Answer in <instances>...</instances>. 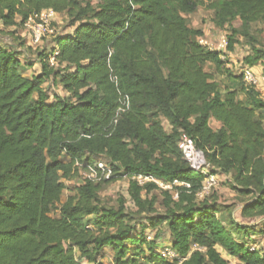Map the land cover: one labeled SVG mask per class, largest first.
Masks as SVG:
<instances>
[{
	"label": "trees",
	"instance_id": "trees-1",
	"mask_svg": "<svg viewBox=\"0 0 264 264\" xmlns=\"http://www.w3.org/2000/svg\"><path fill=\"white\" fill-rule=\"evenodd\" d=\"M201 5L206 2L0 0V32L49 10L55 20L65 13L73 27L38 50L31 75L22 51L0 44V264H106L108 250L112 264H229L226 255L239 264H264L254 240L264 229L238 221L233 207L207 195L206 177L191 169L178 145L184 134L191 136L211 173L231 177L243 198L242 219H264V98L231 72L227 52L199 42L204 31L184 15ZM207 6L219 29L239 19L233 33L250 41L252 25L264 22V0H210ZM248 61L264 62V51ZM208 63L246 99L228 86L222 94ZM48 82L66 94L51 98ZM97 158L108 161L112 177L85 179L61 203L65 180L82 176ZM123 176L131 180L138 216L156 212L142 192L160 185L134 177L177 189L175 199L162 190L174 209L149 218L153 227L167 224L172 241L165 246L176 258L134 234L135 213L103 203V186Z\"/></svg>",
	"mask_w": 264,
	"mask_h": 264
},
{
	"label": "rangeland",
	"instance_id": "rangeland-1",
	"mask_svg": "<svg viewBox=\"0 0 264 264\" xmlns=\"http://www.w3.org/2000/svg\"><path fill=\"white\" fill-rule=\"evenodd\" d=\"M94 4L98 0H91ZM206 2V5H201L198 10L193 15H188V23L192 28L195 29H202L205 33V37L208 38L210 41L215 43H219L216 48H221L222 51L227 52V59H229V63L231 64V72L235 74H240L242 69L245 68H254V72L257 71L259 76V84H253L255 89L259 92L261 98H264V62L260 61L255 65L249 63L248 59L256 52V50L264 51V22H257L252 25L251 33L254 40H248L246 37L242 36L241 34L233 33V28H239L241 21L239 19H235L227 24L224 28L219 29L214 21H213V10L210 9L207 4L210 0H203ZM52 28L55 30L56 35L66 32H72L73 27L68 24V19L64 14L59 15V17L52 22ZM16 33V32H15ZM30 30H27V35L21 36L19 33L17 34L18 42H21V39H24L25 43L28 42V39L32 41V37L30 35ZM55 35V36H56ZM54 36H50L47 33L43 34L42 41L39 44H35L34 46L30 47V51H28V55L25 51H22V59L26 61V64H36V61L33 62L35 56H37L38 50H42L45 47H52L54 45ZM51 38V39H50ZM17 41V40H16ZM13 43V41H12ZM23 44V43H22ZM229 44H231L233 51L228 49ZM222 45V46H221ZM18 48V45H16ZM37 67V66H36ZM230 67V66H229ZM205 69L214 74L215 79L217 82L220 83V91L224 94V90L226 86L231 88H237L239 91V97L242 99H246L245 92L241 90V87L236 85L235 83L228 80L225 76L216 73L215 67L211 64H206ZM47 91L52 98L53 94L64 95L66 94L63 91L61 86H51V82L47 83ZM261 88L263 90H261ZM163 123L166 129L169 131L170 126L163 118ZM213 127H217L216 123L212 122ZM101 162L100 158L93 159V162ZM109 165V164H108ZM215 180L212 182L206 183L205 193L207 195H215V197L220 201V203H224L225 205L231 206L234 209V216L240 222H245V219H242L240 216V210L243 206L242 199L240 198L239 194L236 190H233L231 187L230 180L222 178L218 174H213ZM81 182H85V176H78L68 180H65L66 190L61 198V203L64 202L68 196L72 195L75 192V186L80 184ZM130 185L131 180L126 177H119L114 182L105 184L103 186V190L101 191V199L104 204L108 206H113L115 208L124 207L125 210L131 214L137 211V207L130 195ZM162 190H171V194L173 195L174 199L177 197V189H172V187L160 185L159 189L153 190L151 193L147 194L146 191L142 192V196L144 198H149L154 200V208L156 209L155 213H143L142 215L138 216L136 213L134 217V225L138 229L134 230V234L140 236V238L144 240L146 237V242H152V245L160 251L165 245L171 244L172 239L168 233V226L167 224H163L159 227L151 226V222L149 218L151 216H162L169 212L172 208L174 209V205L168 199H165L166 195L162 193ZM60 204H57L56 207L52 211V215L54 217L58 216ZM254 222H257L261 229H264V219L259 218L256 219ZM144 235V236H143ZM255 242L257 243V247L264 251V234L256 235ZM151 245V246H152ZM149 246V245H147ZM162 247V248H161ZM137 250H133L132 254H136ZM113 252L108 250L104 262L106 264H112L113 261ZM141 258V256H140ZM226 258L229 261V264H239L238 260L235 258H229L226 255Z\"/></svg>",
	"mask_w": 264,
	"mask_h": 264
},
{
	"label": "built area",
	"instance_id": "built-area-1",
	"mask_svg": "<svg viewBox=\"0 0 264 264\" xmlns=\"http://www.w3.org/2000/svg\"><path fill=\"white\" fill-rule=\"evenodd\" d=\"M56 16L57 13L52 10H49L43 12L41 15L30 17L28 23H26V26L27 29L31 32L30 35L34 43H40L43 34L47 33L50 36L56 35L55 30L51 26ZM198 40L201 44L208 46L212 50L222 51L221 48H216L213 44H211L209 39L205 36L199 37ZM222 52L225 53V51ZM54 60L55 58H52V62H54ZM241 75L244 77V80L246 82L251 84H259V76L252 69H242ZM261 90L263 89L261 88ZM126 104L128 106V98H126V101H124V105ZM178 145L185 159L190 164L191 169L204 175L206 177V183L207 181L213 182L215 180V177L210 171V164L206 162L203 153L196 147L194 139L191 136L184 134ZM100 159L101 162L98 161L93 165H88L86 166L85 170L81 171V174L85 176V179H91L93 181L100 182L108 180L112 177L113 172L110 165H108V161L102 158ZM77 165L80 164L78 163ZM134 179L137 180L141 185L149 181H154L157 182L159 185H163L162 183L149 177L137 176L134 177ZM160 253L167 259H174L177 257L175 250L172 249L170 246H164L160 250Z\"/></svg>",
	"mask_w": 264,
	"mask_h": 264
},
{
	"label": "crops",
	"instance_id": "crops-1",
	"mask_svg": "<svg viewBox=\"0 0 264 264\" xmlns=\"http://www.w3.org/2000/svg\"><path fill=\"white\" fill-rule=\"evenodd\" d=\"M193 15V14H191ZM185 17H188V15H184ZM3 32H0V44L2 45H5V46H13V47H17L16 45H18V40L16 41V38H17V34L19 33L21 36H25L27 35V26L24 25V26H20V27H11V28H3L2 29ZM29 31V30H28ZM16 32V33H15ZM55 37V36H54ZM52 37V38H54ZM51 39V38H50ZM22 41H24V39H21ZM32 40V39H31ZM13 41V43H12ZM210 41V40H209ZM211 44H213L215 47H217L219 45V43H215L213 41H210ZM35 43L33 41H30L28 39V42L25 43V46L23 47H19L18 46V49L19 50H23L25 51V53L28 55V47H32L34 46ZM29 56V55H28ZM37 66V67H36ZM38 69V62H36V64L34 63V65H31V66H28L26 68V74L27 75H31L33 74L35 71H37ZM255 70V67L253 68ZM257 75V71L255 72ZM217 125V124H216ZM219 175V174H218ZM222 178H224L223 175H220ZM225 178L228 179V180H231V177L230 176H227L225 175ZM256 220V219H255ZM255 220H245V223L247 224H258L257 222H254Z\"/></svg>",
	"mask_w": 264,
	"mask_h": 264
}]
</instances>
